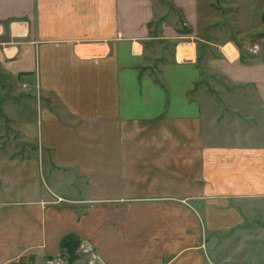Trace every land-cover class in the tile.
Returning a JSON list of instances; mask_svg holds the SVG:
<instances>
[{
    "label": "crops",
    "instance_id": "1",
    "mask_svg": "<svg viewBox=\"0 0 264 264\" xmlns=\"http://www.w3.org/2000/svg\"><path fill=\"white\" fill-rule=\"evenodd\" d=\"M197 2L178 29L158 0H0V259L73 233L105 264H264V140L201 79L264 111V61L202 69Z\"/></svg>",
    "mask_w": 264,
    "mask_h": 264
},
{
    "label": "rangeland",
    "instance_id": "2",
    "mask_svg": "<svg viewBox=\"0 0 264 264\" xmlns=\"http://www.w3.org/2000/svg\"><path fill=\"white\" fill-rule=\"evenodd\" d=\"M158 1L163 5L156 9L157 21L165 19L168 24L178 29L188 27L183 14L174 6L172 0ZM197 1L195 14L198 16L199 25L197 31L194 30L196 33L193 32V36L203 37L199 36L200 40L189 41H194L196 44L197 63L202 69L206 68L210 58L224 56V52L228 53L226 50L231 48L237 51L242 62L263 61L264 0ZM154 33H157V28H154ZM173 42L177 43V39ZM204 73L201 79L204 80L202 86L206 91L205 96L221 102L219 104L223 120L221 128L226 127L228 121L233 122V127H237L238 130L251 126L257 133L254 144L264 140V135H260L261 131H259L260 129L264 131V111L255 108L256 105L250 107L249 104H245L249 103L247 101L254 102L257 94L251 90L231 89L222 76L213 75L207 70ZM1 122V135L8 137L11 133L5 130ZM12 139H15V136ZM72 244L74 245L70 249L61 246L53 254H41L31 248H12L9 254H4L0 259V264H105L96 249L85 239L75 234Z\"/></svg>",
    "mask_w": 264,
    "mask_h": 264
},
{
    "label": "trees",
    "instance_id": "3",
    "mask_svg": "<svg viewBox=\"0 0 264 264\" xmlns=\"http://www.w3.org/2000/svg\"><path fill=\"white\" fill-rule=\"evenodd\" d=\"M262 60L264 61V59H262ZM74 240H75V234H73V233L67 234L61 239L60 247L61 246H66V247H68L70 249L74 245V244H72V242Z\"/></svg>",
    "mask_w": 264,
    "mask_h": 264
},
{
    "label": "bare ground",
    "instance_id": "4",
    "mask_svg": "<svg viewBox=\"0 0 264 264\" xmlns=\"http://www.w3.org/2000/svg\"><path fill=\"white\" fill-rule=\"evenodd\" d=\"M229 50H231V49H227L226 51L229 53L230 52Z\"/></svg>",
    "mask_w": 264,
    "mask_h": 264
}]
</instances>
